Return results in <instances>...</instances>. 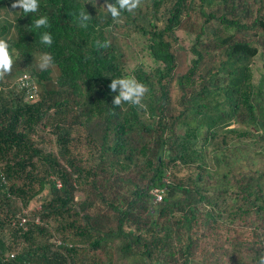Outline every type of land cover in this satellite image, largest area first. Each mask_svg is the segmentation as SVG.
Segmentation results:
<instances>
[{
    "label": "trees",
    "instance_id": "trees-1",
    "mask_svg": "<svg viewBox=\"0 0 264 264\" xmlns=\"http://www.w3.org/2000/svg\"><path fill=\"white\" fill-rule=\"evenodd\" d=\"M12 3L0 0V37L15 50L0 80V264H191L206 238L200 264H257L264 70L255 80L251 64L264 58V0H142L118 20L105 0H39L27 14ZM42 15L51 27L35 29ZM44 52L54 63L40 71ZM22 72L32 99L13 82ZM126 72L148 86L146 108L112 105L111 79Z\"/></svg>",
    "mask_w": 264,
    "mask_h": 264
},
{
    "label": "clouds",
    "instance_id": "clouds-1",
    "mask_svg": "<svg viewBox=\"0 0 264 264\" xmlns=\"http://www.w3.org/2000/svg\"><path fill=\"white\" fill-rule=\"evenodd\" d=\"M141 4L142 0H115L114 3H109L108 0H105L106 7L104 8L106 9L107 13L111 15L113 20H118L121 17V13L123 11L134 12L141 6ZM11 7L13 9L18 8L19 10H22L24 14L36 13L39 10V0H13ZM84 9H82L78 13V20L80 27L87 28V22L92 19V16H90ZM0 19H6V17H0ZM32 26L35 29H48L51 27V24L49 23L47 15H42L32 22ZM40 42L42 44L50 46L52 44L51 33L47 30L43 31L40 36ZM108 46V41H97V47L106 48ZM14 51V49H10V45L7 39L0 37V80H3L5 76L10 75L12 72L14 64ZM16 55H19V53H16ZM53 63L54 61L51 53L44 52L39 57L38 69L40 71L48 70L53 66ZM132 71H134V68ZM17 76H15L13 79L14 84ZM31 78L32 77L30 76V74L24 75L17 81L18 86L21 89H31L34 83V80L32 81L33 78ZM109 88L112 92L117 93L112 99V105L114 107H119L122 104H127L141 109L146 108L144 101L146 96L149 94V88L146 84L137 80L135 75L131 74V72H126L120 77L112 78L109 84ZM257 264H264V253L259 256Z\"/></svg>",
    "mask_w": 264,
    "mask_h": 264
},
{
    "label": "rangeland",
    "instance_id": "rangeland-1",
    "mask_svg": "<svg viewBox=\"0 0 264 264\" xmlns=\"http://www.w3.org/2000/svg\"><path fill=\"white\" fill-rule=\"evenodd\" d=\"M96 4H99L98 1H96ZM213 4V3H212ZM258 7L257 4H252L250 5V9H253V16H255V8ZM248 18H245V20ZM178 34L181 36L182 42L186 45V46H191L192 44V38L193 35H187L185 34L181 29L178 30ZM140 37L138 35H130L128 39L125 38H121L123 40L124 43H126V46H128V53L126 56V60H125V64H126V69L128 71H130L133 66L135 65L136 61H137V45H141L140 43H136L138 41ZM263 56L258 53L256 55V57H254L253 63L251 64V68H252V72H253V77L256 80L257 78L260 77V74L262 73V71L264 70V61H263ZM263 82H264V78H263ZM226 171L225 169H220V171L218 172H224ZM174 172L176 174V176H183L186 177L188 175V173L190 172V168L189 167H183L181 169H174ZM216 185V181L211 180L210 185L208 186L209 190H211L214 186ZM263 187H264V180H263ZM29 206H32V202L29 203ZM214 234L218 237L224 238V237H229V236H233L235 235V232H232L230 230H227L225 228H221L220 226H217L215 229ZM210 242L209 238L204 239L201 244L199 245L198 250L196 251L193 261L191 262V264H200V260L203 256V254L205 253V249L208 247V244Z\"/></svg>",
    "mask_w": 264,
    "mask_h": 264
},
{
    "label": "built area",
    "instance_id": "built-area-1",
    "mask_svg": "<svg viewBox=\"0 0 264 264\" xmlns=\"http://www.w3.org/2000/svg\"><path fill=\"white\" fill-rule=\"evenodd\" d=\"M24 75H29V74L26 73V72H23V73H20V74L16 77L15 84H16L17 87H19L17 81H18L20 78H22ZM31 79H32V78H31ZM32 81H33V79H32ZM19 88H20V87H19ZM23 89H25V93H26V97H27V99H32V98H34V97L37 95V87H36L35 82L33 83L31 89H30V88H23ZM154 194H155V199H160V198H161V193L159 192V190H158L157 188L154 190ZM22 221H24V218H22ZM10 256H12V254H10Z\"/></svg>",
    "mask_w": 264,
    "mask_h": 264
}]
</instances>
